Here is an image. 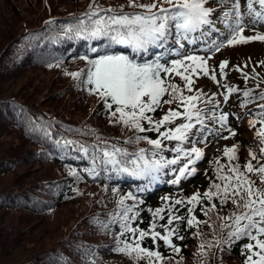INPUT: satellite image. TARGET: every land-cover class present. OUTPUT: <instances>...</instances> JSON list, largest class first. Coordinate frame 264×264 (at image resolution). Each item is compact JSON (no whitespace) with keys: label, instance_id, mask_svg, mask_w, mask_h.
I'll use <instances>...</instances> for the list:
<instances>
[{"label":"snow or ice","instance_id":"obj_1","mask_svg":"<svg viewBox=\"0 0 264 264\" xmlns=\"http://www.w3.org/2000/svg\"><path fill=\"white\" fill-rule=\"evenodd\" d=\"M223 2V0H219ZM231 7L221 10L217 19L224 26L225 32H221L213 23L214 9L206 6L208 0H151L150 3H138L137 0H127L129 8H139V12H125L124 4L118 8L109 5L101 7L97 0L88 5V10L81 14V18L75 23L63 25V31L58 35L61 37H76L86 41L103 40V47L90 46L89 51L94 56L84 55L80 57L86 61V69L66 73L70 75L77 85L84 86L89 94H96L103 102L109 123L121 124L129 130H135V135L125 137V143L139 144L141 141L150 145V148L137 147L134 152L122 148L118 144H108L107 141L92 146L90 167L84 169L89 176L99 175L101 166L103 171L116 174L126 173L133 177L147 180L148 185L157 182L166 167L171 168L174 178L168 180L169 184H178L182 177L194 172L196 161L202 156V149L196 147V137L204 142L207 137L205 133L211 134L213 129L206 121L212 120L219 123L221 129L227 126L228 136L235 135V129L228 123L230 115L227 111H220L217 108L220 101L216 100L211 110L207 104L211 103L200 89L193 90L194 76H209L212 81L219 84L214 68L208 65V59L213 52H218L225 46H233L253 41L264 42V32L260 31L258 25L264 23V0H246L245 11H242L241 0H230ZM245 17L249 19L245 20ZM252 34H245V29ZM175 33V43L183 47L182 41L189 40L193 33H199L205 43H202V50L206 49L207 55H200L190 52L187 55L177 52L179 58L168 60L165 56L156 55L153 59H141L147 56L150 49L158 45L167 47V41ZM216 33V39H212V33ZM194 42V40H190ZM113 45H124L131 49V54L114 51ZM176 52V49L172 50ZM62 62V61H61ZM57 62L56 66H59ZM264 64V61H260ZM227 60L219 63V75L226 76L225 68ZM53 64L49 63L48 67ZM247 83L250 74L244 72L239 66H234ZM253 73L255 69L253 68ZM170 74L179 76L184 82L183 86L175 83ZM255 75H259L255 73ZM259 85H257L258 87ZM226 91L223 93L224 102L227 103L229 95L239 91L235 86L222 85ZM188 93L185 94L184 90ZM167 95V99L161 98ZM213 96L216 93L212 94ZM243 99L241 107L253 102L256 99L264 101V90L258 94L253 89L242 90ZM201 97H204L201 100ZM177 104L176 108H169L157 120L151 115L162 104ZM201 104L204 107H198ZM115 107L113 108V106ZM258 111L247 114L250 119L249 127H255L256 135L260 140L259 155L252 149L249 150L250 159L243 167L238 161V145L225 146L223 156L227 164L222 163L217 157L215 161V180L209 184L202 194L197 190L190 196L183 199L173 200L169 203V197H163L165 203L155 210L149 209L152 213V220L148 228H140L133 222L138 219V212L135 210L138 203L143 201L136 193L129 191L121 195L118 202L119 210L110 214L109 222L119 225V232L116 233L115 251L127 255L133 260L145 259L147 264H163L165 257L159 250L157 240L163 241L165 247L170 248L173 253L179 254L180 245L173 242L172 237L183 239L179 235L178 225L173 221L184 219L178 215V209L174 205L187 207L186 225L188 227L199 226L202 223L194 214V209L200 205L203 199L209 203L200 208V211L208 216L209 212L216 209L214 201L219 200L223 206L229 201L234 208L227 216L217 214L219 228L224 233L217 238L213 227V239L215 246H229L235 240L246 238L247 242L242 246V253L245 254L243 264H264V163L253 164V160L264 159V103L257 106ZM180 109H183L182 111ZM177 118H182V123L173 124ZM32 126L29 130H40L44 136L52 140V134L43 125H37L29 120ZM145 123L147 127H145ZM163 128V130H161ZM155 131L156 138H151L142 133ZM191 138V139H190ZM227 139L228 137H224ZM97 139H99L97 137ZM175 141V145L169 147L163 141ZM191 142V148H185V142ZM55 146L64 150L71 145H76L78 150L87 155L89 148L78 141L65 138H57ZM165 150L173 153L171 157L164 155ZM233 161H236L233 163ZM177 165V167H172ZM69 173L77 180L83 179L75 167H70ZM255 174L260 184L257 185L249 174ZM139 188L138 191H143ZM113 192L117 189L114 187ZM131 199L132 205L125 203ZM167 214V222L159 225L163 231H158L157 221L163 220ZM107 228L108 224H102ZM199 235V232L194 233ZM145 237H150L152 244L156 247L149 248L142 244ZM202 243L198 248L200 256H206L214 246L211 240ZM168 259H174L170 257ZM94 264V262H93ZM176 264H180L179 261ZM200 264H204L201 260Z\"/></svg>","mask_w":264,"mask_h":264},{"label":"trees","instance_id":"obj_2","mask_svg":"<svg viewBox=\"0 0 264 264\" xmlns=\"http://www.w3.org/2000/svg\"><path fill=\"white\" fill-rule=\"evenodd\" d=\"M92 2L0 0V264H147L145 259L136 261L115 251L119 225L108 222L110 214L119 210L121 195L136 193L143 201L136 208L156 198H145L144 192L138 191L144 188L142 178L105 172L103 166L95 177L84 171L91 166L92 146H103L104 141L129 152L137 147L150 148L144 141L126 144L125 137L135 135V130L109 123L99 97L66 74L86 69L75 63L85 51L90 52V46H104L102 39L86 41L58 35L63 25L81 18ZM97 3L104 8L124 4L125 12L141 11L129 8L127 0ZM49 63L53 66L48 67ZM20 80L24 90H32L36 98L10 90V84ZM8 83V88L4 87ZM29 120L48 128L53 139H47L40 130L30 131ZM142 134L153 138L152 131ZM61 137L87 146L88 154L81 153L76 145L58 149L54 141ZM247 160L248 155L241 157V167ZM221 162L227 164V159ZM70 167L77 168L83 179L70 175ZM207 177L210 184L215 172L209 169ZM125 203L132 205L133 201L127 199ZM215 203L218 211L204 215L199 226H187L179 254L157 240L165 257L163 264H200L201 260L204 264H243L241 239L231 246L222 245V250L215 246L213 227L217 238L224 234L217 214L227 216L234 208L230 201L223 206L218 199ZM146 208L153 209V205ZM148 224L145 221L140 228L147 229ZM197 232L199 235L194 234ZM209 240L214 246L206 256H200L198 248L202 243L207 248L205 242ZM142 244L156 247L150 237Z\"/></svg>","mask_w":264,"mask_h":264},{"label":"rangeland","instance_id":"obj_3","mask_svg":"<svg viewBox=\"0 0 264 264\" xmlns=\"http://www.w3.org/2000/svg\"><path fill=\"white\" fill-rule=\"evenodd\" d=\"M226 1H227V7H231L230 0H226ZM245 4H246V0H241L242 11L246 10L244 8ZM248 19H249L248 17H245L246 22ZM258 28L260 31L264 32V23L258 25ZM221 32H223V31H221ZM245 34L250 35V34H252V32L246 28ZM212 39L213 40L216 39V36H212ZM198 41L199 42L201 41L200 38H198ZM204 43H205V41H204ZM263 51H264V42L253 41V42H249V43L236 44L233 46H225V47L221 48L218 52L214 51L213 54L211 55V57L208 59V65L210 66V68L215 69L216 74H217V80L219 81V84L215 81L212 83L211 90H213L220 99V105L218 107V110L219 111H227L230 113V115L228 117V122L232 128L235 127L239 123V120H238L237 115H236L237 113L235 112L236 110L234 109V101L236 98H235L234 93H231L229 95L228 102L225 103L223 93L226 91V89L223 88L222 85L228 84L230 86H234L237 82L243 80L241 73L239 71H237L234 66L239 65L244 70V72H249V71L253 70L252 65L249 63V56H251V55L257 56L258 53H261ZM190 52H196L197 53L198 51H196L194 48V49L186 51V53H184V55H187ZM199 52H200V55H207L206 49L202 50V46H201ZM172 55H173L172 59L179 58L177 56V52L173 53ZM222 60L228 61V65L225 68V72H226L225 77H221L219 75V67L218 66H219L220 61H222ZM258 64L261 66V64L259 62H258ZM170 76L174 77L175 79H180L179 76H174L172 74H170ZM23 80L15 81L12 85L10 84V87H11L10 90H13L16 92H21V93H29L32 96V94H33V93H31V92H33L32 90H29L27 88L24 90L25 86H23L24 85V83L22 82ZM206 81H207L206 78H202L201 85L207 83ZM9 83L6 84L4 87L8 88ZM197 87H199V86H197ZM32 97L36 98V95L34 94ZM243 129H245L244 134L246 137H251L252 135L256 134L255 127H249L248 122H244ZM12 142H10V144ZM164 143L168 144L169 147H172L175 145L176 142L175 141H164ZM164 155L167 157H171L173 155V153L169 150H165ZM201 160H203V155L201 156V158L199 160L196 161V163H195L196 167H194V169H197V166L201 162ZM172 167H177V165H172ZM192 174H193V172L185 175L184 177L181 178L180 182L178 184H175V185H178V186L188 185L189 186L188 188L191 190V194L193 192H196L197 190H199V192L202 193V191L200 189L201 186L199 185V182L197 180H194V181L191 180L190 177L192 176ZM173 178H174V174L172 173L171 168L166 167L164 169L163 174L161 175L160 179L152 185L147 184L146 188L152 189L155 185L159 184L160 182L168 185L169 183L167 181L170 179H173ZM194 214L196 216H198L200 213L195 212ZM134 225H136V224H134ZM33 246L38 247V245H33Z\"/></svg>","mask_w":264,"mask_h":264}]
</instances>
